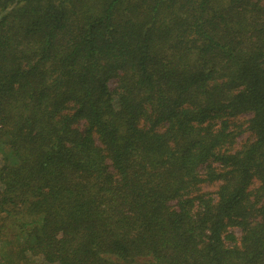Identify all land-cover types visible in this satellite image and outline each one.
<instances>
[{"label":"trees","instance_id":"obj_1","mask_svg":"<svg viewBox=\"0 0 264 264\" xmlns=\"http://www.w3.org/2000/svg\"><path fill=\"white\" fill-rule=\"evenodd\" d=\"M0 264H264V0H0Z\"/></svg>","mask_w":264,"mask_h":264},{"label":"rangeland","instance_id":"obj_2","mask_svg":"<svg viewBox=\"0 0 264 264\" xmlns=\"http://www.w3.org/2000/svg\"><path fill=\"white\" fill-rule=\"evenodd\" d=\"M248 117V115H244V116H240V117H238L237 119H236V121L238 122H243L244 121V119H246ZM243 137V136H242ZM241 137V138H242ZM234 233L236 234V235H239L240 234V231L239 230H234Z\"/></svg>","mask_w":264,"mask_h":264}]
</instances>
